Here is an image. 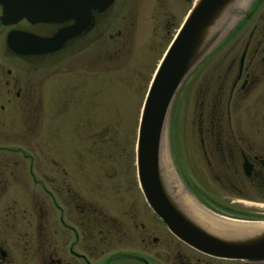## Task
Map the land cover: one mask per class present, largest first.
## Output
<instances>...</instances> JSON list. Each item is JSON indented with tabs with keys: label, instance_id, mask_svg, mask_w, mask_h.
<instances>
[{
	"label": "flooded vegetation",
	"instance_id": "af4514ba",
	"mask_svg": "<svg viewBox=\"0 0 264 264\" xmlns=\"http://www.w3.org/2000/svg\"><path fill=\"white\" fill-rule=\"evenodd\" d=\"M140 1L112 0L102 12H91V27L87 32L67 41L57 52L45 55H18L9 49L7 38L19 33L25 34V39H50L60 29L72 26L73 21L60 24H31L26 20L3 24L0 21V114L24 111L37 94L42 98L44 92L37 93V63L78 41L100 42L107 52L109 49L110 56L123 48L131 49L133 42L124 43L120 37L123 30L130 33L136 30L140 41L144 33L149 34L150 51L157 50L164 41L167 42L165 51L195 2L176 0L172 5L169 0ZM128 3L134 10L127 9ZM185 7L182 16L181 10ZM109 14H112L110 18ZM221 48V54L225 53L220 61V73L215 74L216 66L213 68L210 64L212 90L209 93L215 91L217 94L211 118L216 122L200 128L206 136L199 140L202 163L194 162L206 169L192 171L183 164L179 170L176 168L177 195L188 208L198 207L231 220L264 222V211H261L264 207V155L257 152L251 142L239 139L229 124L226 127L219 123L232 97L249 95L260 82V68L264 67V0H251L245 6ZM100 56L104 58V54ZM64 99L69 104L68 96ZM38 102L41 104L40 99ZM99 126L91 128L88 125L72 146L67 132L63 139L67 147L60 160H48L52 169L46 176L37 172L40 158L20 155L28 162V173L46 200V204L41 201L37 217L39 222L45 219V229L39 228L43 234L24 242L37 264H252L202 254L175 238L149 208L139 188L136 170L132 176L128 171H120L121 174L113 171L116 166L111 153L117 155L113 141L103 143L106 149L102 160L94 155L97 146L102 144L99 135L107 132V128ZM205 142L210 153L205 149ZM2 173L0 164V177ZM6 189L0 182V205L3 207ZM14 209L13 206L8 210ZM10 262L9 252L0 247V263Z\"/></svg>",
	"mask_w": 264,
	"mask_h": 264
},
{
	"label": "rangeland",
	"instance_id": "374dc122",
	"mask_svg": "<svg viewBox=\"0 0 264 264\" xmlns=\"http://www.w3.org/2000/svg\"><path fill=\"white\" fill-rule=\"evenodd\" d=\"M169 1L172 5L176 3V0ZM127 9L131 11L134 7L128 3ZM185 9L181 10L182 16ZM111 16L109 14L108 18ZM136 34V30L132 33L123 30L121 41H132L133 45L131 49L123 48L115 55L108 56L109 49L107 52L106 47L100 45L102 43L86 40L38 62L35 78L37 93L44 92L42 98L37 94L24 111L0 114V164L3 172L0 182L7 188L2 197L4 207L0 205V247L9 252L10 264H37L24 242L43 234L40 227L45 229V219L39 222L37 217L41 201L46 204V200L38 185L33 183L28 173V162L20 156L22 153L34 155L37 160L40 158L37 172L46 176L52 169L48 160H60L67 147L63 141L67 132L72 146L88 125L91 128L100 125L107 128V132L99 135L102 144L97 146L94 155L102 160L106 149L103 143L113 141L112 145L117 150V155L111 153L116 166L113 171H128L130 176L135 174L133 162L140 108L167 43L164 41L157 50L150 51V46H147L151 40L149 34L144 33L141 41ZM171 37L168 36L167 40ZM225 38L185 79L169 107L164 145L175 174L182 164L192 171L206 169L203 166L199 168L194 162L202 163L199 140L206 136L200 128H205L211 121L216 122L211 116L217 94L215 91L209 93L212 90L210 77L212 66H216L215 74L220 73V61L225 53L221 54V45ZM103 54L108 60L101 58ZM260 69L259 84L249 95H234L219 123L221 126L229 124L239 139L251 142L257 152L264 155V67ZM65 96H68L69 104L65 103ZM204 145L210 153L206 142ZM3 148L6 151H2ZM76 148L80 149L79 146ZM13 206L16 207L14 211L8 210Z\"/></svg>",
	"mask_w": 264,
	"mask_h": 264
},
{
	"label": "water",
	"instance_id": "95a60500",
	"mask_svg": "<svg viewBox=\"0 0 264 264\" xmlns=\"http://www.w3.org/2000/svg\"><path fill=\"white\" fill-rule=\"evenodd\" d=\"M251 0H195L168 45L148 85L140 110L135 144L139 188L151 211L188 247L211 257L264 263V222H248L186 207L178 197L176 174L160 164L165 149V123L174 96L195 67L229 34ZM112 0H0L3 24L73 25L50 39L12 33L9 49L18 55H45L91 27V12H102ZM263 166L264 163L262 162ZM248 175V168H244Z\"/></svg>",
	"mask_w": 264,
	"mask_h": 264
},
{
	"label": "bare ground",
	"instance_id": "6f19581e",
	"mask_svg": "<svg viewBox=\"0 0 264 264\" xmlns=\"http://www.w3.org/2000/svg\"><path fill=\"white\" fill-rule=\"evenodd\" d=\"M169 162V159H168V156H167V151L166 149L162 148V153L160 155V164H161V167L163 168L164 172H167L169 171V164L167 163ZM259 226H264V223L263 224H260Z\"/></svg>",
	"mask_w": 264,
	"mask_h": 264
}]
</instances>
